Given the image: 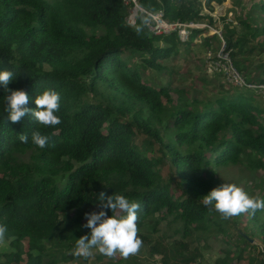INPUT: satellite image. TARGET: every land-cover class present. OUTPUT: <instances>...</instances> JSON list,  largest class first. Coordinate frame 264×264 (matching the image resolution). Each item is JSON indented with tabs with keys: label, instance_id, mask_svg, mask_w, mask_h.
<instances>
[{
	"label": "trees",
	"instance_id": "1",
	"mask_svg": "<svg viewBox=\"0 0 264 264\" xmlns=\"http://www.w3.org/2000/svg\"><path fill=\"white\" fill-rule=\"evenodd\" d=\"M212 2L224 0H205L210 10ZM241 2H234L241 8V32L224 27L222 35L234 66L246 74L249 60L264 52V37L249 44L264 35L258 26L264 20L254 16L256 11L264 16V0L247 12ZM139 3L148 11H163L169 21L214 24L202 14L199 0ZM126 17L122 0H0V71L14 74L9 89L25 90L30 109L36 108L37 95L57 91L61 102L55 114L62 121L43 127L29 115L12 123L0 86V224L8 228L0 264H23L17 256H25V264H85L88 258L74 255L75 243L90 234L83 227L85 213L100 210L101 192L140 204L138 235L148 258L161 253V264L203 262L202 250L211 237L228 234L226 220L202 202L221 185L216 167L245 161L264 171V109L251 96L208 81L214 97L174 104L172 92L183 103L186 88L172 78L174 68L162 62L174 58L178 47L188 50L194 34L204 32L194 31L182 43L175 34L152 36L141 19L131 28ZM215 41L216 35L205 36L202 44L211 49ZM147 71L170 75L159 81ZM247 77L264 84V72ZM162 128L172 129V139L164 141ZM37 130L51 137L44 149L31 143ZM20 134L29 142L22 143ZM165 162L172 171L167 178L161 175ZM249 217L264 245V211ZM163 221L169 228L180 225L171 235L178 239L166 244L153 239L156 233L149 228ZM235 234L232 245L221 242V256L212 264L244 260L250 236ZM187 239L196 246L183 243ZM22 240L31 243L27 250ZM96 257L103 261V255Z\"/></svg>",
	"mask_w": 264,
	"mask_h": 264
},
{
	"label": "rangeland",
	"instance_id": "2",
	"mask_svg": "<svg viewBox=\"0 0 264 264\" xmlns=\"http://www.w3.org/2000/svg\"><path fill=\"white\" fill-rule=\"evenodd\" d=\"M202 7V14L208 15V13L211 14L214 24L211 28V31L202 30L204 34L202 33H195L193 36V43L192 46L187 48L185 47H178L176 49V53L174 58H169L166 61H163V64H166L168 66H171L174 68L171 69L172 78L176 79V84L178 86H181L183 88H186V92L182 96H180V99L183 101V103H178V96L175 94V92H172V98L174 100V104L176 106L183 107L184 103L190 102L194 97H196L200 101H204L205 98H208L210 96L214 97V94L212 92H215L213 85L206 84L208 81H215L214 83L218 86L222 84L224 86V89H231L235 88L230 86L223 78H220L219 76H208L205 74L204 71V56L205 52L207 51V47L203 46V38L205 36H214L217 35L216 33L213 34L212 31L216 30V32H219L221 30V34L224 31V27L238 28V31L241 32L238 23L237 18L242 17L241 8L235 6L234 2L236 0H224L223 3L217 4L215 2H212L210 6L212 7V10H210L207 5L205 4V0H199ZM258 0H243L241 2V5L244 6V9L246 12L250 9L251 5L254 2H257ZM255 19H258L259 21L264 20L263 14H261L259 11L254 12ZM200 23L207 24L206 21H202ZM238 26V27H237ZM261 26L259 31H264V21L261 23ZM242 31L243 28L241 27ZM262 34V33H261ZM218 37V35H217ZM264 35H257L254 40H252L249 44H259L262 42ZM218 42L215 41L213 44H211V49L208 50H216L218 47ZM188 51V52H187ZM247 73H242L246 77L248 74V79H251L253 77H256L258 75H261L262 72H264V52L261 54H258L255 57H252L248 65H246ZM168 75L170 73L166 72ZM147 74L149 76H156L159 81H164L167 78V74L165 73H157L154 71H147ZM175 74H177L175 76ZM208 86V87H207ZM241 91L245 92L247 96H251L253 99H255V102L258 103L259 106L264 109V101L253 94L250 91L240 89ZM174 105V106H175ZM166 123L164 124L165 127ZM171 128V127H170ZM166 131L167 133H165ZM161 132L164 137V141L167 142L169 139H172V129L164 130V128L161 129ZM169 164L165 162V165L161 168V175L164 178H167L172 171H170V168L168 166ZM218 179L221 182V185L223 183H232L236 184L237 186L243 188L249 195L263 198L264 196V171H255L253 170L247 162L240 163L239 165H233L228 167H216ZM173 188V186H172ZM177 195V194H176ZM227 225L225 226L227 228V235H216L212 236L211 239L206 243L207 248L202 250V259L203 262H196V264H212L218 257L221 256L220 249L222 246V241H228L232 245L234 243V236L236 235V231H240L242 233L249 234L250 236V242L248 247L244 249L243 258L240 262V264H250L251 262L253 264H260V261L264 262V245L260 242V238L258 236V230L255 229V226L253 222H251V218L247 213L241 214L240 216L232 217L229 219H225ZM166 221H163L162 223L157 226L154 231V229H150V232L156 233L153 234V239L155 241H159L162 243H168L172 242L175 239H178V237L171 238L172 230L173 228L179 227V224H174V226H171L170 228L167 227ZM165 235V236H164ZM230 235V237H228ZM152 239V241H153ZM201 241V242H200ZM199 243H202L204 246L205 241L202 242L200 240ZM183 243H187L190 248H193L196 246L195 241L193 240H185ZM198 243V242H197ZM21 244L23 245L24 250H27V248L31 245L30 242L27 240H22ZM4 247H8V245H5L4 243L0 244V249L3 250ZM232 250H234V246L232 247ZM145 249H141L140 252L137 255L130 256L127 259H124L119 254H117L114 258H108L103 257L102 262H108L110 259H113L115 262L119 264H161V253L156 254L153 258H148L146 252H144ZM1 252V251H0ZM99 254L95 249L92 250V255L88 257V261L85 262V264H99L102 262L97 261L96 255ZM16 258L19 259L20 262L25 264L28 263V260L25 256H17ZM179 261V260H177ZM175 262V261H174ZM171 263V262H170ZM73 264H78L77 262H73Z\"/></svg>",
	"mask_w": 264,
	"mask_h": 264
},
{
	"label": "clouds",
	"instance_id": "3",
	"mask_svg": "<svg viewBox=\"0 0 264 264\" xmlns=\"http://www.w3.org/2000/svg\"><path fill=\"white\" fill-rule=\"evenodd\" d=\"M14 74L11 71H0V86H2L6 101L8 120L20 123L26 116H31L43 127H55L62 123L55 113L60 109L61 96L55 90H45L35 98V109L27 107L29 95L25 90H11L9 84ZM51 137L34 131L31 143L41 149L48 146ZM22 143H28L25 134L19 135ZM203 204L209 212H217L224 219L241 214L254 216L258 211H264V198L249 195L243 188L232 183H223L213 188L203 197ZM99 211L85 213L87 223L83 227L90 229V234L76 240L74 255L88 258L95 249L99 254L114 258L119 254L124 259L137 255L143 247V240L138 235V210L140 204L131 201L121 194L99 195ZM110 209L112 215H107ZM8 233L7 225L0 224V244L5 241Z\"/></svg>",
	"mask_w": 264,
	"mask_h": 264
},
{
	"label": "built area",
	"instance_id": "4",
	"mask_svg": "<svg viewBox=\"0 0 264 264\" xmlns=\"http://www.w3.org/2000/svg\"><path fill=\"white\" fill-rule=\"evenodd\" d=\"M122 2L127 7L126 24L131 28H135L141 19L144 28L152 36L163 37L175 34L178 40L184 43L189 40L194 31H209L211 30L210 27H212L200 22L182 23L179 21H169L164 17L163 11H148L141 7L139 0H122ZM208 15L211 16L210 13ZM212 33L218 35L219 45L216 50H207L205 52V73L209 76L218 74L230 86L250 91L264 101V84L247 81L234 66L230 57V50L227 49L221 30L219 32L213 30Z\"/></svg>",
	"mask_w": 264,
	"mask_h": 264
}]
</instances>
